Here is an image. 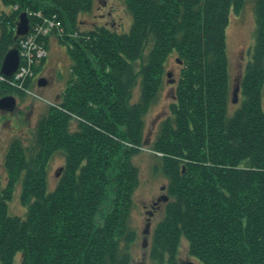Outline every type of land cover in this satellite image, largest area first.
I'll use <instances>...</instances> for the list:
<instances>
[{
    "label": "trees",
    "instance_id": "16d2710c",
    "mask_svg": "<svg viewBox=\"0 0 264 264\" xmlns=\"http://www.w3.org/2000/svg\"><path fill=\"white\" fill-rule=\"evenodd\" d=\"M0 2L12 11L0 15V64L19 47L22 13L58 14L67 31L79 34L58 38L73 63L60 102L41 117L30 145L15 140L9 147L0 264H15L18 255L19 264L131 263L136 234L128 219L140 183L133 159L172 55L182 70L171 115L152 148L169 199L154 231L152 260L178 264L186 239L201 264H264V0H257V49L234 114L225 33L243 0H126L133 24L123 34L105 25L79 30L80 16L93 11L95 0ZM29 18L32 25L36 19ZM11 94L24 96L0 81V98ZM56 154L66 164L51 190ZM18 186L23 218L9 215Z\"/></svg>",
    "mask_w": 264,
    "mask_h": 264
},
{
    "label": "rangeland",
    "instance_id": "374dc122",
    "mask_svg": "<svg viewBox=\"0 0 264 264\" xmlns=\"http://www.w3.org/2000/svg\"><path fill=\"white\" fill-rule=\"evenodd\" d=\"M125 1L95 0L93 11L90 14L80 16L79 30L90 31L96 26L105 25L118 33L129 32L133 24V17L128 13ZM243 1L244 4L239 11L233 10L230 12L225 33L231 88L229 104L231 114H234L243 103L241 83L248 65L254 63L257 49L256 31L258 22L255 11L257 0ZM3 12L11 13L12 11L0 2V15ZM25 13L28 16L29 33L25 36H19L17 33L20 17L24 14L22 13L19 17L17 28H15L16 38H21L18 42L19 47L10 51L17 49L18 54H20V66L16 74L19 73L22 67L28 68V73L20 79H15L16 74L10 78L6 76V78L0 77L1 82H7L13 87L19 88V91L24 94L23 97L19 94L7 95L16 99L13 111L0 109V191L8 186L10 180L5 163L10 145L15 140H21L27 146L31 144L36 131L35 128L41 117L48 112L51 105H56L60 102L61 94L66 89L67 82L71 77L73 63L66 46L62 45L58 38H66V36L76 38L79 35L78 32L67 31L58 14L53 15L49 19V17H44L42 11ZM29 17H35L36 19L32 25ZM1 34L0 30V36ZM46 40L49 42L48 48H46ZM34 44L38 48L32 52L38 57L27 64L28 54L30 53H26L25 50L29 51L30 46ZM36 51H42V53H37ZM5 58L0 64L1 76ZM39 66H41V70L36 74L35 69ZM181 67L180 58L172 55L166 66L167 71L161 97L158 103L149 109L145 118L146 127L142 150L133 159L134 165L139 168L140 183L138 190L134 194V207L128 219L129 230L136 234L130 247L132 254L130 264H158L152 260L151 250L153 249L154 231L158 224L162 222L165 214L164 209L168 203V201L164 200L160 202L163 196L168 197V179L162 172L156 171L155 166L159 164V159L152 148L158 138L162 122L171 115L170 105L175 102L176 86L182 70ZM29 81L30 87H26ZM40 81L44 85H40ZM139 91L140 87L138 86L134 90V102H137L140 97L141 92ZM7 96L0 98V100ZM262 97L264 108V91ZM73 127H75V124ZM65 164L66 160L62 155L56 154L53 157L48 171L51 190H54L58 185L63 175L61 170ZM20 193L21 187L18 186L13 193L12 200L8 204L9 215L23 218L27 208L21 204ZM181 241L176 263L201 264L189 252V242L186 239ZM15 259V264H19L22 260L21 255H18Z\"/></svg>",
    "mask_w": 264,
    "mask_h": 264
},
{
    "label": "water",
    "instance_id": "95a60500",
    "mask_svg": "<svg viewBox=\"0 0 264 264\" xmlns=\"http://www.w3.org/2000/svg\"><path fill=\"white\" fill-rule=\"evenodd\" d=\"M29 31V21H28V16L27 13H24L20 17V23L18 25V30L17 33L19 36H25ZM19 62H20V54H18V50H12L7 54V57L5 58V61L3 63V69H2V74L4 76L11 77L14 75L18 68H19ZM169 76H171L169 74ZM40 85H44L42 81H40ZM16 105V99L15 97L12 96H7L6 98H3L0 100V109H3L5 111L11 110L13 111ZM168 201V197L163 196L160 199L161 201ZM188 264H194V263H188Z\"/></svg>",
    "mask_w": 264,
    "mask_h": 264
},
{
    "label": "built area",
    "instance_id": "2783aa9c",
    "mask_svg": "<svg viewBox=\"0 0 264 264\" xmlns=\"http://www.w3.org/2000/svg\"><path fill=\"white\" fill-rule=\"evenodd\" d=\"M27 43V42H26ZM28 44V43H27ZM37 48H38V46H36L35 44L34 45H31L30 46V48H29V51L27 50H25V52L27 53H30V54H28L29 55V57L27 58V64L29 63V62H31L32 61V59H35V58H37L38 57V55L36 56L32 51H34V50H37ZM37 52V51H36ZM37 53H42V51H40V52H37ZM40 56V55H39ZM21 70L19 71V73L18 74H16L15 75V79H20V78H22V77H25L26 76V74L28 73V68H26V67H22V68H20ZM0 77L2 78H5L4 76H1L0 75Z\"/></svg>",
    "mask_w": 264,
    "mask_h": 264
},
{
    "label": "flooded vegetation",
    "instance_id": "af4514ba",
    "mask_svg": "<svg viewBox=\"0 0 264 264\" xmlns=\"http://www.w3.org/2000/svg\"><path fill=\"white\" fill-rule=\"evenodd\" d=\"M159 207V206H158ZM160 208V207H159Z\"/></svg>",
    "mask_w": 264,
    "mask_h": 264
}]
</instances>
